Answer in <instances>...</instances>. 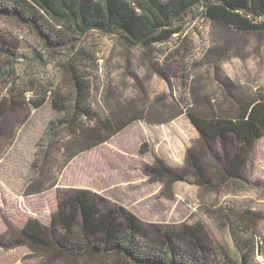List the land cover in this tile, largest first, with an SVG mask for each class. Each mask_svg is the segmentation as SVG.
<instances>
[{"label": "rangeland", "instance_id": "rangeland-1", "mask_svg": "<svg viewBox=\"0 0 264 264\" xmlns=\"http://www.w3.org/2000/svg\"><path fill=\"white\" fill-rule=\"evenodd\" d=\"M176 24L179 34L144 49L117 35L80 37L54 22L51 30L63 36L56 45L35 28L0 16V62L12 55L14 94L28 91L21 106L5 95L0 115V264H72L26 245L19 232L30 220L51 227L61 198L79 190L149 224L201 223L234 260H241L247 239L264 252V136L247 151L242 178L225 181L238 145L218 140L210 150L188 118L211 108L235 115L243 102L264 99V34L240 33L194 13ZM70 59L92 84L99 115L114 126L136 119L115 133L100 127L107 139L94 146L82 140L71 147L52 105L56 95L66 102L75 96ZM43 97L42 107L31 104ZM190 154L199 157L211 184L196 182ZM160 160L190 173L191 182L157 178L153 168ZM251 264H264V257L254 254Z\"/></svg>", "mask_w": 264, "mask_h": 264}, {"label": "trees", "instance_id": "trees-1", "mask_svg": "<svg viewBox=\"0 0 264 264\" xmlns=\"http://www.w3.org/2000/svg\"><path fill=\"white\" fill-rule=\"evenodd\" d=\"M191 13L240 33L264 34V0H0V16L35 28L56 45H61L63 36L51 30L54 22L68 26L80 37L95 31L117 35L132 46L150 49L179 34L182 27L176 23ZM7 54V62H0V115L4 112L5 95H11L14 104L21 106L20 100L28 92L22 89L14 94L18 88L17 74L12 67V55ZM75 61L68 62L74 98L66 102L64 97L56 95L52 105L62 115L58 122L62 132H66L65 138L73 143L71 147L85 140L94 146L107 139L100 134V127L115 133L136 119L114 126L110 118L99 115L92 104L93 86L83 77ZM45 103L43 97L31 104L40 108ZM214 110L209 109L207 115L189 113L188 118L210 150H215L218 140L238 145L234 157L229 158L224 180L242 178L247 151L264 136V99L243 102L235 115L221 108ZM188 162L197 170L192 174L196 182L211 184L198 156L190 154ZM153 172L159 179L191 182L190 173L175 171L162 160ZM19 236L38 252L57 254L70 259L72 264L86 259L105 262L111 258L132 264H251L254 254L264 257L259 245L247 239L241 260H234L224 245L209 237L201 223L149 224L129 209L110 204L85 190L70 192L61 198L51 227L30 220Z\"/></svg>", "mask_w": 264, "mask_h": 264}, {"label": "crops", "instance_id": "crops-1", "mask_svg": "<svg viewBox=\"0 0 264 264\" xmlns=\"http://www.w3.org/2000/svg\"><path fill=\"white\" fill-rule=\"evenodd\" d=\"M198 131V130H197Z\"/></svg>", "mask_w": 264, "mask_h": 264}]
</instances>
